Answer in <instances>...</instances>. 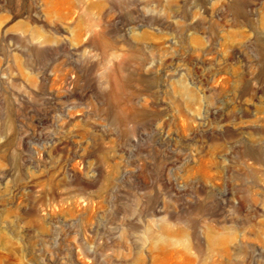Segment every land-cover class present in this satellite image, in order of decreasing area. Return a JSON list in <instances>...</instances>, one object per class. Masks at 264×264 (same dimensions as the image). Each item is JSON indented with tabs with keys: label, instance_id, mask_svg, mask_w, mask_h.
Masks as SVG:
<instances>
[{
	"label": "rangeland",
	"instance_id": "obj_1",
	"mask_svg": "<svg viewBox=\"0 0 264 264\" xmlns=\"http://www.w3.org/2000/svg\"><path fill=\"white\" fill-rule=\"evenodd\" d=\"M0 264H264V0H0Z\"/></svg>",
	"mask_w": 264,
	"mask_h": 264
}]
</instances>
